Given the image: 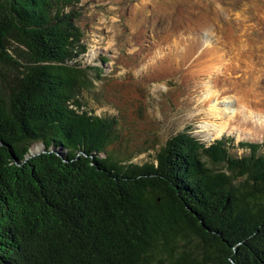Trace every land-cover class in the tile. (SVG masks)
<instances>
[{"label":"trees","instance_id":"1","mask_svg":"<svg viewBox=\"0 0 264 264\" xmlns=\"http://www.w3.org/2000/svg\"><path fill=\"white\" fill-rule=\"evenodd\" d=\"M75 6L0 0V264H264V141L113 153Z\"/></svg>","mask_w":264,"mask_h":264},{"label":"rangeland","instance_id":"2","mask_svg":"<svg viewBox=\"0 0 264 264\" xmlns=\"http://www.w3.org/2000/svg\"><path fill=\"white\" fill-rule=\"evenodd\" d=\"M74 8L86 47L83 64L99 74L80 102L82 109L115 120L113 153L144 163L181 131L206 142L223 136L236 145L264 141L263 126L219 135L204 129L193 102L213 79L222 95L235 100L254 89L249 104L264 110V100L256 104L264 98V0H76ZM194 35L202 43L209 38L211 49L197 57L198 44L175 69L164 56ZM218 58L232 64L229 80L210 73L209 60Z\"/></svg>","mask_w":264,"mask_h":264},{"label":"bare ground","instance_id":"3","mask_svg":"<svg viewBox=\"0 0 264 264\" xmlns=\"http://www.w3.org/2000/svg\"><path fill=\"white\" fill-rule=\"evenodd\" d=\"M188 40L187 44L178 43L177 45H171L167 56H164L173 63L172 65L175 69L182 68L191 59L192 53L196 51L198 44L199 54L197 57L205 56L209 51L208 49H211V40L209 38H203V43L195 35L189 37ZM200 44H203L202 47ZM209 62L210 68H212L210 73H215L213 74L215 78L219 76L224 81L229 80L231 76L227 70L234 69L232 64H223L219 58L210 59ZM222 65L225 70H221ZM212 80L209 79L207 85L203 86V92L193 101L195 103V115L201 116L202 120L204 119V129L212 128L219 135L225 131L241 132V130L246 131L249 127H264V110L254 109L249 104L253 101L250 100V97L257 96V91L251 88L253 91L250 89L251 91L248 90L249 92H243L242 95L236 96L235 100L231 95H222L223 91H218L215 87L217 84H212ZM251 85L253 86L254 83H251ZM262 100L264 98H259L256 104L259 105ZM262 105L264 104L262 103Z\"/></svg>","mask_w":264,"mask_h":264},{"label":"water","instance_id":"4","mask_svg":"<svg viewBox=\"0 0 264 264\" xmlns=\"http://www.w3.org/2000/svg\"><path fill=\"white\" fill-rule=\"evenodd\" d=\"M36 153H39V150L38 151H35L33 154H36Z\"/></svg>","mask_w":264,"mask_h":264}]
</instances>
